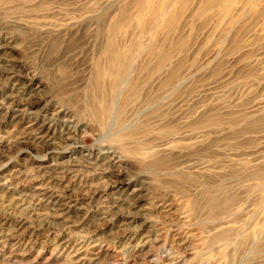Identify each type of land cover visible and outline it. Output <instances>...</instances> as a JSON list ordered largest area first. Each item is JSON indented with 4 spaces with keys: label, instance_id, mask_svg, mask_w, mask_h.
Wrapping results in <instances>:
<instances>
[{
    "label": "rangeland",
    "instance_id": "rangeland-1",
    "mask_svg": "<svg viewBox=\"0 0 264 264\" xmlns=\"http://www.w3.org/2000/svg\"><path fill=\"white\" fill-rule=\"evenodd\" d=\"M0 264H264V0H0Z\"/></svg>",
    "mask_w": 264,
    "mask_h": 264
},
{
    "label": "bare ground",
    "instance_id": "bare-ground-1",
    "mask_svg": "<svg viewBox=\"0 0 264 264\" xmlns=\"http://www.w3.org/2000/svg\"><path fill=\"white\" fill-rule=\"evenodd\" d=\"M92 19V18H90ZM10 42V41H9ZM10 46V45H9ZM111 58V61H112V68L115 66L116 68L115 69H110L108 72H105V73H99L97 75V77L99 79H101L102 77L104 76H107L108 78L112 79L114 84L116 85V83H118L117 81L120 79V78H123L125 76V74H127L126 72V68L122 67V65H120V63L118 64V62L120 61V59H122V55L121 54H117L116 52H113L110 56ZM128 75V74H127ZM129 78V76L127 77ZM124 79V78H123ZM127 80V79H126ZM121 81V80H120ZM99 83V82H98ZM110 84V83H109ZM96 85H99V84H96ZM96 87V86H95ZM111 87V86H110ZM119 87V86H118ZM124 87V86H123ZM116 88V87H115ZM108 89V88H107ZM111 89V88H110ZM118 89V88H117ZM123 89V88H121ZM120 94V93H119ZM100 96V95H99ZM117 98V97H116ZM115 98V99H116ZM114 99V100H115ZM109 101V100H108ZM116 103V102H115ZM118 104V103H117ZM116 105V104H115ZM107 106V105H106ZM118 106V105H117ZM117 110V109H116ZM50 112V111H49ZM54 113V112H53ZM52 117V116H50ZM63 119V118H62ZM68 119V118H67ZM72 119V118H71ZM114 119V117H113ZM196 120V119H195ZM67 121V120H66ZM138 121V120H137ZM120 122V121H119ZM217 122H218V119L214 116H205L203 115L202 117H200L198 120H197V123L199 124V126H202L203 128H209L210 126H215L217 125ZM67 123H69L70 127L68 129V131H66V138L67 140H71L72 142L76 143L75 139L78 138V136L80 135V129H79V124L75 123L74 121H68ZM196 123V124H197ZM45 124V123H44ZM112 124V122H111ZM114 124V123H113ZM138 124V123H136ZM134 124V125H136ZM111 126V125H110ZM118 126V125H117ZM195 126V125H194ZM109 127V125H108ZM107 127V128H108ZM115 127V125H114ZM131 127V126H130ZM129 127V129H130ZM126 128V127H125ZM114 129V128H113ZM120 129V128H119ZM133 129V128H132ZM64 130V129H63ZM110 131V130H109ZM128 131V130H127ZM203 131V130H202ZM32 133V132H31ZM46 133V132H45ZM204 133V132H203ZM48 135V134H47ZM40 136V135H39ZM49 136V135H48ZM30 138V137H29ZM44 139V138H43ZM65 141V140H64ZM65 142H68V141H65ZM71 145V144H70ZM79 146V145H78ZM82 148V147H81ZM9 149V148H8ZM4 150V149H3ZM76 152V151H75ZM86 152V151H85ZM108 151H105L101 148V150H98V151H95V152H90L89 154V158L90 159H93L94 161H101L103 159H105L106 155H108ZM117 153V152H116ZM3 155V154H2ZM115 155V154H114ZM81 156V155H80ZM110 156V155H109ZM116 156V155H115ZM74 157V156H73ZM120 158V157H119ZM114 159V158H113ZM107 160V159H106ZM118 161V160H117ZM104 162V161H103ZM90 162L88 161V164ZM98 163V162H97ZM119 164V163H118ZM90 165V164H89ZM92 165V164H91ZM90 165V166H91ZM7 181V180H6ZM2 183V182H1ZM42 191V190H41ZM45 194V193H44ZM51 195V194H50ZM17 203V202H16ZM6 208V207H5ZM169 208V207H168ZM10 236V235H9ZM144 244V243H143ZM139 247V246H138ZM81 248V247H80ZM138 249V248H137Z\"/></svg>",
    "mask_w": 264,
    "mask_h": 264
}]
</instances>
